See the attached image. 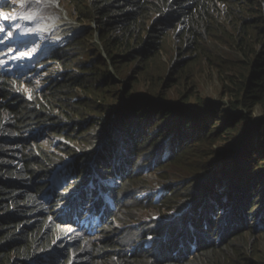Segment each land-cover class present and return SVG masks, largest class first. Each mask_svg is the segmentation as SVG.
Masks as SVG:
<instances>
[{
  "label": "rangeland",
  "instance_id": "374dc122",
  "mask_svg": "<svg viewBox=\"0 0 264 264\" xmlns=\"http://www.w3.org/2000/svg\"><path fill=\"white\" fill-rule=\"evenodd\" d=\"M95 1L0 0V71L22 81L24 97L33 102V94L38 95L36 100L56 118L43 131L32 134V143L36 142L32 150L37 152L38 146L52 157L45 162L49 166L44 168L50 171L46 179L49 189L41 201L50 209L61 204L53 208L58 213L46 218L37 234L47 247H35V258L28 261L34 264H96L89 260L91 244L108 240L114 241L116 251L108 250L110 254L102 259L105 264H116L112 258L118 252L125 256L139 246L162 241L168 227L195 210L197 184L212 179L217 171L216 179L224 177L221 189L229 190L237 178L229 179L233 161L226 155L239 150L242 136L264 120L259 106L233 108L228 79L234 74L233 64H248L245 55L256 49L245 46L248 32L240 29L233 16L236 13L239 20L248 21L247 16L257 9L247 4L249 0L241 7L210 4L206 21L193 26L184 19L154 29L161 21L150 12L141 24L143 40L151 36L155 43L146 63L141 60L149 53L140 45L128 42L130 47L123 50L120 33H105L94 13ZM33 25L39 27L38 36L10 43L12 38L21 40L28 35L35 29ZM45 31L50 33L42 34ZM133 48L140 51L141 60L125 65ZM22 52L30 55L21 57ZM113 54L119 57V64ZM129 66H133L131 72ZM76 77L85 79L83 87L63 91L60 101L46 104L43 95L55 91L57 83L65 87L79 84L72 82ZM187 98L189 103L183 101ZM132 101L155 103L147 108L138 131L141 144L134 150L132 142L127 148L110 129L118 113ZM165 109L176 113L172 125L167 123L169 117L164 120L169 112ZM182 112H195L199 119L188 120L186 126L180 121L185 118ZM239 120H244L242 126ZM258 131L260 136L264 134L262 128ZM263 142L264 137L259 138L257 148ZM110 145H118V164L105 178L97 159L106 155L110 147H105ZM261 165H250L248 172H259L264 162ZM252 199L250 213L264 207L263 196L256 199L252 195ZM207 200L205 195L200 197L197 206ZM253 230L254 234L244 236L254 239L263 253L264 222Z\"/></svg>",
  "mask_w": 264,
  "mask_h": 264
},
{
  "label": "trees",
  "instance_id": "16d2710c",
  "mask_svg": "<svg viewBox=\"0 0 264 264\" xmlns=\"http://www.w3.org/2000/svg\"><path fill=\"white\" fill-rule=\"evenodd\" d=\"M155 1L96 0L93 3L94 13L99 16L97 20H101L105 33L121 34L119 42L123 50H127L130 47L128 42H131L132 46L140 45L149 53L144 54L141 60L140 51L133 48L129 52L130 59L127 58L130 62L123 58L125 65L138 60L146 63L152 57L151 49L155 43L151 41V36L147 41L143 40L141 31V24L148 18L150 12L153 11L161 21L154 29L184 19L193 26L195 23L206 21L210 4L241 7L247 0H220L219 4L217 0ZM247 4L257 7L256 12L247 16L248 21L242 22L236 13L233 16L240 29L248 32L249 39L245 46L247 48L253 46L256 49L252 54L245 55L250 59L248 64L236 63L232 66L234 74L228 77L229 86L232 87L231 94L235 99L232 106L247 110L259 106L264 114V0H249ZM79 6L80 4H75L76 8ZM111 56L114 61L120 63L119 57L115 54ZM55 60L62 61L60 57H56ZM132 68L133 66L128 67L130 72ZM83 80L85 79L76 77L72 82L80 81L79 84L66 87L57 83L55 91H51L49 96L43 95L44 101L46 104L60 101L58 99L62 97L63 91L75 89V86L83 87ZM21 85L22 81L0 71V264H34L28 261L35 258V247H47L46 242L40 243L37 234L44 227L45 219L50 220V216L58 213V211L54 213L53 208L61 205L55 204L50 209L41 201L42 195L49 189L46 179L49 178L50 171L44 166H49L45 162L52 160V157L38 146L37 152L32 150L33 144L36 143H32L33 132L43 131L46 124L56 121V118L52 117L50 112L47 113L45 104L36 100L38 95L33 94V102L28 101L20 90ZM183 101L189 103L188 98ZM154 105L155 103L149 104L148 101H132L127 108L118 113L110 128L112 135L127 144V148L132 142L134 150L136 144H141L138 131L148 115L147 108ZM165 111H169L164 118L166 120L169 117L167 121L169 125L174 121L176 113L174 110ZM110 114L112 111L109 110ZM183 114L185 118L182 117L180 121L186 126L190 122L188 120L199 119L195 112ZM238 124L242 126L244 120H239ZM53 125L59 127L58 124L51 126ZM168 125L165 127L168 128ZM233 125L234 121L229 128L231 132L234 131ZM260 128L264 133V120L257 123L254 131L247 130L246 135L241 138L242 145L239 150L237 148L226 155L233 161V166L228 172L229 179L237 178L231 186L229 185L228 191L224 192L221 189L224 186L220 182L224 177L216 179L220 172H214L212 179L197 184L199 188L195 199L199 197V200L195 202V210L189 215L181 214L176 221L174 219L175 222L167 228L162 241L159 239L160 242H155L151 246H139L125 256H119L121 254L118 252L112 260H115L116 264H264V252L259 253L257 242L254 239L250 240L251 237L244 236L247 233L254 234V227L264 222V207L250 213L254 208L255 198L252 199V195L256 199L264 197V169L255 173L248 172L251 166H262L264 162V142L257 148L259 145L257 140L264 137V134L259 135ZM219 133L221 132H217ZM181 142L180 139L179 144ZM114 146H106V149L110 147L111 153L108 155V150L105 156H99L97 159V165L101 167L100 172L105 178L110 177L109 170H117L118 163L115 162V157L118 145ZM213 166L214 163H211L209 168L213 169ZM42 179L46 181L41 182ZM204 195L208 199L207 202L202 204L201 200V205L197 206L200 197ZM260 204L262 205V202ZM74 207L75 204L73 209ZM255 220L258 221L257 224L252 222ZM114 247L113 240L112 244L109 240L99 245L91 244L89 260L96 264H105L106 260L102 257L107 258L110 254L107 253L108 250L116 251Z\"/></svg>",
  "mask_w": 264,
  "mask_h": 264
},
{
  "label": "clouds",
  "instance_id": "9594fccd",
  "mask_svg": "<svg viewBox=\"0 0 264 264\" xmlns=\"http://www.w3.org/2000/svg\"><path fill=\"white\" fill-rule=\"evenodd\" d=\"M32 28H35L34 30H33V32H34V35H36L37 33V35L36 36H38L39 34H40V32L39 31H36V29L37 28H39V27H37L36 25H33V27ZM50 33V31H45V32H42V34H49ZM35 36H33V37H31V38H25V39H22V40H19L18 38H12V41L10 42V43H14V45L16 44V41H17V39L20 41V42H25V40H29V39H32V38H34Z\"/></svg>",
  "mask_w": 264,
  "mask_h": 264
},
{
  "label": "snow or ice",
  "instance_id": "6c2138e0",
  "mask_svg": "<svg viewBox=\"0 0 264 264\" xmlns=\"http://www.w3.org/2000/svg\"><path fill=\"white\" fill-rule=\"evenodd\" d=\"M36 3H40V0H36ZM3 14L2 13H0V16H2ZM6 19L8 18V17H5ZM27 18H31V17H27ZM0 31H2V28H0ZM28 55H30V53H25V52H22V53H20V56L21 57H24V56H28Z\"/></svg>",
  "mask_w": 264,
  "mask_h": 264
},
{
  "label": "bare ground",
  "instance_id": "6f19581e",
  "mask_svg": "<svg viewBox=\"0 0 264 264\" xmlns=\"http://www.w3.org/2000/svg\"><path fill=\"white\" fill-rule=\"evenodd\" d=\"M28 31H31V30H28ZM27 34H28V35H25L24 38H23V36H22V39L30 38V37L36 36L38 33H37L36 35H34V32H33V30H32V31L29 32V33L27 32ZM22 39H21V40H22ZM16 42H20V41L17 40Z\"/></svg>",
  "mask_w": 264,
  "mask_h": 264
}]
</instances>
